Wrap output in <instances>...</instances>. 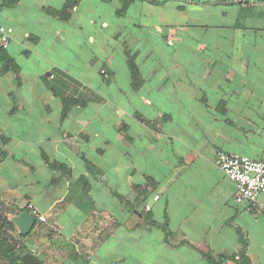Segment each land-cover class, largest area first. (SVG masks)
<instances>
[{
    "label": "crops",
    "instance_id": "0c3cea01",
    "mask_svg": "<svg viewBox=\"0 0 264 264\" xmlns=\"http://www.w3.org/2000/svg\"><path fill=\"white\" fill-rule=\"evenodd\" d=\"M23 1L0 0V215L17 263L264 264V213L214 164L218 150L264 161V2L197 5L186 27L176 16L178 46L122 66L104 46L98 70L36 50L50 31L30 18L60 21L64 1ZM29 203L46 222L22 236Z\"/></svg>",
    "mask_w": 264,
    "mask_h": 264
},
{
    "label": "rangeland",
    "instance_id": "374dc122",
    "mask_svg": "<svg viewBox=\"0 0 264 264\" xmlns=\"http://www.w3.org/2000/svg\"><path fill=\"white\" fill-rule=\"evenodd\" d=\"M49 1L50 4L54 1L56 6L63 1L66 3V0ZM197 5L189 0H169L166 3L136 0L126 12H121L122 4L119 0H83L75 11H71L68 22L55 19L41 23L37 18H30L28 24L38 27L40 31H50V34L43 35L37 51L61 64L76 65L82 69L91 61L92 67L99 70V59L105 57L104 46L115 50L113 53L117 62L121 63L120 66L124 65L125 51L137 58L138 50L151 49L156 56L160 55L159 47L170 40L178 46L180 42L177 41L175 31L180 23L175 21L176 16L182 17L186 27ZM37 8L34 0H24L21 9L28 13ZM61 10H57V13ZM55 31L63 32L60 38H55ZM90 35L95 38V43L88 42ZM197 41L198 45H202L201 39Z\"/></svg>",
    "mask_w": 264,
    "mask_h": 264
},
{
    "label": "built area",
    "instance_id": "2783aa9c",
    "mask_svg": "<svg viewBox=\"0 0 264 264\" xmlns=\"http://www.w3.org/2000/svg\"><path fill=\"white\" fill-rule=\"evenodd\" d=\"M10 43V31L0 25V47L8 49ZM214 164L234 183L237 191L235 199L237 204L248 203V210L255 207L264 213V207L259 203L261 196L264 195V161L218 150ZM158 198L156 197V199ZM27 208L33 217L40 222H46V218L39 213L32 203H29ZM147 209L150 210V207Z\"/></svg>",
    "mask_w": 264,
    "mask_h": 264
},
{
    "label": "trees",
    "instance_id": "16d2710c",
    "mask_svg": "<svg viewBox=\"0 0 264 264\" xmlns=\"http://www.w3.org/2000/svg\"><path fill=\"white\" fill-rule=\"evenodd\" d=\"M19 0H7V6H14ZM83 0H66L65 5L62 10L58 12V16L63 20L70 19L71 11L74 8H77L79 4ZM122 4L121 12H126L129 7L136 0H119ZM159 3H166L169 0H151ZM199 5H207L215 2H222L224 0H189ZM242 2L250 3V2H264V0H241ZM128 66L131 71L132 80L134 87L137 88L141 84V76L138 70V66L136 64V60L134 57L128 54ZM72 101H67L64 108L63 116H67L71 105L69 103ZM16 232L14 225L8 220L5 215H0V258L7 259L11 264H18L17 261L20 260V257L16 256V242L12 237V233ZM217 264V263H214Z\"/></svg>",
    "mask_w": 264,
    "mask_h": 264
},
{
    "label": "water",
    "instance_id": "95a60500",
    "mask_svg": "<svg viewBox=\"0 0 264 264\" xmlns=\"http://www.w3.org/2000/svg\"><path fill=\"white\" fill-rule=\"evenodd\" d=\"M17 225L20 234L22 236H27L32 231L33 227L36 224V218L30 215L29 213H24L13 220ZM23 264H44L38 257L33 254H26L22 258Z\"/></svg>",
    "mask_w": 264,
    "mask_h": 264
}]
</instances>
